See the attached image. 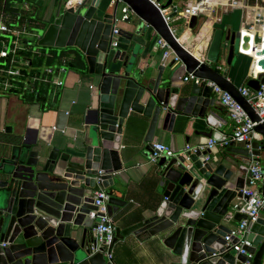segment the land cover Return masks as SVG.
Instances as JSON below:
<instances>
[{"label": "water", "instance_id": "1", "mask_svg": "<svg viewBox=\"0 0 264 264\" xmlns=\"http://www.w3.org/2000/svg\"><path fill=\"white\" fill-rule=\"evenodd\" d=\"M108 1L102 5L101 0H83L68 6V0H62L55 5L47 28L35 29L40 34L39 47L72 48L80 53L95 84L96 107L90 110L93 119L80 125L82 148L73 153L66 149L63 138L52 141L58 143L54 146L5 129L10 138L0 140V264H113L97 250L96 221L89 214L97 210L93 194L101 189L109 196L108 216L125 205L108 189L123 169L120 141L125 120L133 121V126L147 121L143 142L149 153L155 134L170 133L174 126L184 130L189 120L202 122L205 129L194 131L205 140L192 146L206 145L208 139L219 141L218 129L226 121L217 114L222 109L205 83L212 82L228 93L252 122L259 121L226 78L227 69L218 70L224 44L226 66L232 64L235 52L239 53L241 41V49H249L250 37L242 36L241 29L215 28L204 55L197 58L176 40L156 6L169 9L172 19L182 0ZM247 1L243 0V7L248 6ZM249 1L254 10L264 7V0ZM124 6L136 22L130 16L120 20ZM118 22L129 29L119 27ZM197 25L198 18L193 16L188 28ZM151 32L170 48L173 58L169 68L180 63L185 73L205 82L176 85L172 73L164 75L162 65L156 76H151L150 65L141 59L143 44L138 41L152 36ZM113 39L116 46L111 45ZM256 56L264 57V48ZM258 66L264 69V58ZM263 82L264 75H258L256 80H248L246 87L257 90ZM58 116L67 118L64 111ZM59 127L63 131L65 124ZM254 132L262 137L261 142L239 145L231 141L215 153L205 148L160 157L156 167L161 200L143 211L138 223L116 228L115 241L129 234L152 237L161 264H264V219L249 224L251 245L243 247L245 255L228 249L224 240L234 223L245 219L234 213L233 204L243 198L251 162L264 152V124L255 126ZM185 141L188 143V138ZM219 150L225 153L216 157ZM260 193L264 199V177ZM230 214L232 218H228Z\"/></svg>", "mask_w": 264, "mask_h": 264}, {"label": "crops", "instance_id": "2", "mask_svg": "<svg viewBox=\"0 0 264 264\" xmlns=\"http://www.w3.org/2000/svg\"><path fill=\"white\" fill-rule=\"evenodd\" d=\"M57 1L17 0L16 3L12 4V8L16 11L11 12V16L9 15L6 19H4V14L0 17V24H7L11 28L10 32L0 33V53H6L5 57L0 58V140L4 141L10 138V134L4 133L6 128H10L12 135L25 134L30 141H47L54 146L58 143L52 141L63 138L68 144L66 149L73 153L82 148L80 135L82 128L80 125L93 119L94 114L90 110L96 107L95 84L92 81V76L88 74V69L84 70L78 65L70 64L73 54L68 51L63 54L57 52L55 56L47 50L40 55L43 58L42 63H36L35 60L31 61L26 55V51L34 48L39 38L37 32L28 30L27 26L29 24L27 21L33 17L36 19V24L43 22L46 25L45 28L37 27L36 29L43 28L45 30L51 23L50 19L53 18L52 14ZM77 1L68 0V6H74ZM238 2L243 5V0H238ZM4 3L5 0H0V12L2 11V13ZM103 3H106V1ZM187 3L193 4L194 2L193 0H187L182 8ZM226 3L228 4L229 0H212L211 6L206 9L204 15L198 18L197 27L189 29L185 26L180 36H176L174 29L170 27L179 43L195 57L201 58L204 55L215 28L224 27V31L244 30L257 12L256 9L251 8L253 5L249 0L247 1L248 6L244 8L241 6H225ZM213 5L217 7L220 5V7L213 8ZM25 15L29 17L26 20L24 19ZM130 19L136 22L135 17L130 16ZM172 20L174 19L172 18L170 22ZM179 21L182 23L181 18H179ZM117 25L125 29L130 27L123 22H118ZM200 25H202V28H199ZM256 29L257 27L253 28L252 31L254 32ZM151 33L152 36L138 39L143 44L141 59L147 60L145 64L150 65L151 68L148 69L150 75L155 77L157 67L162 65L165 67L164 75L173 74L174 84L184 86L193 83L183 81L187 73H185L180 63L171 68L168 67L173 56L170 52L164 56V51L155 49L158 37L153 32ZM154 37L157 38L156 43L151 44L150 38ZM13 50L16 51L15 55L12 53ZM226 57L227 48L220 59L221 65L218 66L227 69L226 78L238 90L246 87L248 80L257 79L252 74V61L249 56L235 52L230 66H226ZM21 59H29L28 67H23V73L26 76L15 78L13 81L7 73L9 66L18 67V64L21 65V62L18 61ZM49 59H53V61L51 62ZM13 60L16 62L11 63ZM48 67L60 70L58 80L62 81L61 87L44 83L41 80L33 81L32 78L42 77L44 70ZM257 71H259L258 68L255 72ZM218 107L222 110L217 114L226 121V124L220 125L218 129L221 132L220 140H223L232 135L233 123L219 102ZM61 111L66 112V119L59 118L58 113ZM192 122L194 123L193 120H189V124L184 130L181 126H174L173 131L170 133L160 131L155 134L152 144L162 143L174 152L179 153L186 146L203 142L204 138L194 135L195 130H205L203 123L196 121L193 124ZM132 123L133 121L129 120H125L123 123V133L120 141L122 152L120 160L123 169L119 173V180L112 185L107 184L108 189L113 190L114 195L125 202V205L120 207L112 216L113 220H116V225L124 216H129L133 220L130 223L127 221L126 224L122 223L121 226L124 227L138 223L141 220L143 211L152 208L161 200V196L157 192L159 182L157 167L156 164L149 162L150 153L145 150L146 143L143 142L148 123L144 120L137 123L136 126H133ZM63 124H65V128L61 131L58 128H61L59 126ZM186 138H188V143L185 141ZM253 141L261 142L262 137L255 135L250 140V142ZM212 151L215 153L216 149ZM224 151L219 150L215 156L221 157L225 153ZM254 159L264 166V152H261L260 156ZM241 179L244 182L246 176L244 175ZM245 186L247 185L243 184V188ZM261 187L262 182L258 184L259 190ZM259 218L264 219L263 210ZM236 224L234 223L233 226ZM157 251L158 247L154 242V238L143 234L138 236L129 234L123 239L115 241L112 263L161 264L157 259Z\"/></svg>", "mask_w": 264, "mask_h": 264}, {"label": "built area", "instance_id": "3", "mask_svg": "<svg viewBox=\"0 0 264 264\" xmlns=\"http://www.w3.org/2000/svg\"><path fill=\"white\" fill-rule=\"evenodd\" d=\"M82 2L83 0H78L75 5H78ZM193 2V4L187 3L181 10H177V16L182 19L187 28L189 26V21L193 16L199 18L204 15L206 9L211 6L212 0H193ZM156 6L157 8H159V11L165 23L175 37L173 31L169 26V23L171 21L169 14L171 13V11L169 9H161L158 4ZM225 6L243 7L242 3L238 2V0H229V3H226ZM215 7L217 6L213 5V8ZM218 7H220V5H218ZM256 10L257 12L253 15L250 24H248H253L254 26L250 27V29L244 28V30L241 31L242 36L246 34L250 37L253 47L249 45V49L244 51L240 46L239 52L251 58L252 74L257 78L258 75H264V69H261V67L258 66V61L264 57L256 56V53L264 48V35H261L259 32V30L261 29L264 30V7L257 8ZM130 13H132V11L128 7H122L120 20L124 21L128 19ZM255 27H257V29L253 32L252 29ZM10 31L11 28H9L7 24H0V33H7ZM113 34L116 35L117 30H113ZM176 40H178V38H176ZM111 45H117L116 39H113ZM240 45H242V41L240 42ZM155 49L164 51V56H166L168 52H170V48L161 38L157 39ZM251 49H253V51H251ZM12 53L13 55H15L16 51L13 50ZM5 56L6 53H0V58H3ZM14 62L16 61H11V63ZM18 62H21V65L18 64L21 67H14L10 65L7 72L11 79H13V81L15 80V78L26 76V74L23 73V67L27 68L29 61L27 59H21ZM255 68H258L259 71L255 72ZM218 70H222V67L218 66ZM59 72V69L48 67L44 70L42 77H35L32 79L33 81L41 80L44 83H51L56 87H61L62 81L58 80ZM183 81H191L195 84L205 82L198 78H195L191 74H187V76L183 78ZM205 83L207 86L212 88L213 95L216 97L220 105L226 110L229 119L233 123V132L229 138H224L223 140L219 141L208 139L206 141V145L199 144L197 146H186L184 151L194 152L196 149L203 150L205 148L212 150L224 149L229 145L231 141H234L237 144H243L245 142H250V140H252L255 135H259L254 132V127L258 124H264V82L259 85L257 90H252L248 87H244L239 90L240 95L245 98L247 103L254 111L255 115L258 117V122H252L243 108L228 93L222 91L212 82ZM90 88L92 89V86ZM152 149V153L149 154V162L152 164H156L160 157L165 156L171 158L180 154L174 152L171 148L162 143L152 144ZM248 171L250 173V179L248 185L245 186L242 190L243 198L233 204L234 213L244 215L245 219H241L231 229L230 233L227 234L224 238L227 243L228 249H232L233 251L241 255L246 254L243 247L251 245L247 239L249 224L256 222L261 211L264 209V199L262 198L260 190L258 188V184L262 182L264 177V166H262L258 160L254 159L251 162ZM108 199L109 196L106 193L105 189L95 191L93 194V205L97 208V210L90 212L89 218L96 221V229L94 232L95 237L98 241L97 250L103 254L104 258L108 262H112L116 223L114 222L112 217L107 215ZM232 216L233 214H230L228 218H232Z\"/></svg>", "mask_w": 264, "mask_h": 264}, {"label": "trees", "instance_id": "4", "mask_svg": "<svg viewBox=\"0 0 264 264\" xmlns=\"http://www.w3.org/2000/svg\"><path fill=\"white\" fill-rule=\"evenodd\" d=\"M12 4H13V0H5V3H4V10H3V14L5 15V13H8V15L11 16V12H15L16 10H14L12 8ZM28 28H37V27H43L45 28L46 25H41V23H35L36 22V19L35 18H30L28 21ZM35 49V50H34ZM34 50V52H33ZM47 50H49L51 53H53V55H55V53L57 52H61L62 54L63 53H66V51L68 52H71L73 54V59H72V62H70V64H74V65H78L79 67H81L82 69L84 70H87V66L85 64V61L83 60V58L81 57L80 53L76 50V49H72V48H66V49H62V50H56V49H52V48H45V47H39L37 45V43H35V46L34 48L32 49H28L26 51V55H27V58H29L31 61H36V63H42L43 62V58L40 57V55L44 54V52H46ZM24 54V53H23ZM56 56V55H55ZM28 59V60H29ZM51 62L53 61V59H49ZM132 222L133 220H131V217L129 216H125V218H122L118 223V225H116V228H120V229H126L130 226H121L123 224H126L125 222ZM114 222L116 223V220H114ZM123 223V224H122ZM134 225V224H133ZM124 227V228H123Z\"/></svg>", "mask_w": 264, "mask_h": 264}, {"label": "rangeland", "instance_id": "5", "mask_svg": "<svg viewBox=\"0 0 264 264\" xmlns=\"http://www.w3.org/2000/svg\"><path fill=\"white\" fill-rule=\"evenodd\" d=\"M16 1L17 0H13V4L14 3H16ZM62 1V0H61ZM102 2H101V4L103 3V2H105L106 1V3H103L102 5H105V4H107L109 1L108 0H101ZM60 1L58 0L57 1V3H59ZM56 3V4H57ZM185 3V0H182L180 3H179V9H181L182 8V6H183V4ZM21 13H23L22 11H20ZM3 15V13H2V11L0 12V17ZM8 13H5V16H4V19H6V18H8ZM130 16H133V15H130ZM134 17V16H133ZM27 18H29L27 15H25L24 16V19L26 20ZM173 19L175 20H172V22H170V27L171 28H173L174 29V31H175V35L176 36H180V34L182 33V31H183V28H185V25H184V22L182 21V23H181V21H179V17L178 16H175V17H173ZM41 23V25L43 26V25H45V23H43V22H40ZM28 30L29 31H33V32H39L38 30H35V28H28ZM40 33L42 34L43 33V31H40ZM38 36H40V34L38 35ZM156 37H154V38H150V42H151V44H155L156 43ZM222 48H223V51L225 52V49H226V47H225V44H224V46H222Z\"/></svg>", "mask_w": 264, "mask_h": 264}, {"label": "bare ground", "instance_id": "6", "mask_svg": "<svg viewBox=\"0 0 264 264\" xmlns=\"http://www.w3.org/2000/svg\"><path fill=\"white\" fill-rule=\"evenodd\" d=\"M259 32H260L261 35H264V30L261 29V30H259ZM249 45L252 47L251 39H249ZM251 51H253V49H251ZM254 70L256 71V68Z\"/></svg>", "mask_w": 264, "mask_h": 264}]
</instances>
